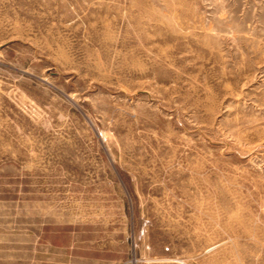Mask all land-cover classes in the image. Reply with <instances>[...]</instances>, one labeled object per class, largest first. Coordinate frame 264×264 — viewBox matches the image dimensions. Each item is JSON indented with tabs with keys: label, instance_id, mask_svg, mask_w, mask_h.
Returning <instances> with one entry per match:
<instances>
[{
	"label": "rangeland",
	"instance_id": "374dc122",
	"mask_svg": "<svg viewBox=\"0 0 264 264\" xmlns=\"http://www.w3.org/2000/svg\"><path fill=\"white\" fill-rule=\"evenodd\" d=\"M0 264H264V0H0Z\"/></svg>",
	"mask_w": 264,
	"mask_h": 264
}]
</instances>
